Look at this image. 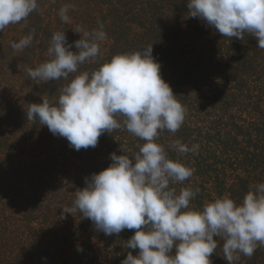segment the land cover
I'll use <instances>...</instances> for the list:
<instances>
[{
  "label": "trees",
  "instance_id": "trees-1",
  "mask_svg": "<svg viewBox=\"0 0 264 264\" xmlns=\"http://www.w3.org/2000/svg\"><path fill=\"white\" fill-rule=\"evenodd\" d=\"M187 2L38 0V10L26 22L0 32V264H121L129 252L135 256L139 251L126 247L135 229L109 236L82 214L60 218L74 193L86 187L85 178L110 165L111 153L131 155L144 141L115 130L102 134L95 148L76 151L38 120H27L29 104L41 103L42 97L55 102L72 78L37 84L26 73L49 59L56 31H65L72 43L81 38L74 31L78 27L91 31L103 23L107 39L100 45L102 55L79 71H92L116 54L153 44L161 77L188 110L181 128L174 134L161 132L158 142L172 159L180 157L195 170L183 185H173L177 191L200 188L193 207L224 194L239 202L249 185L264 183V49L255 37H223L190 17ZM65 5L70 6L67 23L58 15ZM31 29V46L14 50L11 43ZM177 139L199 148L181 156L168 147ZM222 244L218 240L213 264H228ZM237 264H264V246L251 258L242 255Z\"/></svg>",
  "mask_w": 264,
  "mask_h": 264
},
{
  "label": "clouds",
  "instance_id": "clouds-1",
  "mask_svg": "<svg viewBox=\"0 0 264 264\" xmlns=\"http://www.w3.org/2000/svg\"><path fill=\"white\" fill-rule=\"evenodd\" d=\"M38 7V0H0V32L26 22ZM187 8L190 17L223 37L243 40L248 34L264 49V0H188ZM69 9L65 5L58 11L65 23L70 21ZM74 31L81 38L72 43L65 31L54 32L49 59L26 68L37 84L72 77L55 102L42 97L41 103L29 104L27 120H38L76 151L95 148L102 134L115 130H126L144 142L131 155L122 148V155L111 153L110 165L85 178L86 187L74 193L72 205L62 208L60 218L82 214L109 236L135 229L126 247L138 249V254L129 252L121 264H213L210 257L218 240L223 241L228 264H237L242 255L251 258L258 246H264V183L249 185L239 202L224 194L193 207L200 188L189 185L177 191L173 185H183L195 170L180 157L172 159L158 142L161 132L174 134L181 128L188 110L161 77L153 44L116 54L92 71H79L86 62L99 61L107 33L99 21L91 31ZM34 35L35 30H29L11 47L21 51L31 46ZM168 147L183 156L195 153L199 145L189 147L177 139Z\"/></svg>",
  "mask_w": 264,
  "mask_h": 264
},
{
  "label": "rangeland",
  "instance_id": "rangeland-1",
  "mask_svg": "<svg viewBox=\"0 0 264 264\" xmlns=\"http://www.w3.org/2000/svg\"><path fill=\"white\" fill-rule=\"evenodd\" d=\"M251 81H254V80H251Z\"/></svg>",
  "mask_w": 264,
  "mask_h": 264
}]
</instances>
